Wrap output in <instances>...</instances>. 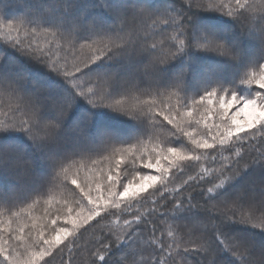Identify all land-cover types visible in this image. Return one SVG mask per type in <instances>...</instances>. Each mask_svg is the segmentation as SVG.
I'll return each mask as SVG.
<instances>
[{"label": "snow or ice", "instance_id": "6c2138e0", "mask_svg": "<svg viewBox=\"0 0 264 264\" xmlns=\"http://www.w3.org/2000/svg\"><path fill=\"white\" fill-rule=\"evenodd\" d=\"M253 7L264 8V0H260L259 5L247 0H235V3L231 0L227 3L225 0H173V6L164 4L160 7L138 0H35V7L28 9L22 17L11 21L0 19V35L5 37V43L0 45L44 66L68 85V92L54 99L31 82L26 68L16 58H9L7 72L0 70V96L10 113V118L0 123V134L23 133L48 169L43 180L35 181L33 159L0 145V174L15 181L11 190L0 189V206L12 217L19 218L20 212H13V208L49 187L64 188L71 194L74 205L64 213L65 223L72 222L73 214L78 222H73L71 230L50 228L49 232H55V236L43 230L34 234V229H28V235L23 239L14 235L15 229L5 236L0 228V264H57V261L72 264L74 257L66 261L63 251L68 244L63 248L57 245L59 237L75 232L80 235L69 241L72 245L69 252L82 254L81 264H264V241L259 244L249 242L232 233L229 227L240 224L259 228V232L264 233V28L257 34L250 27L249 10ZM199 13H219L231 18L241 35L257 40L259 58L250 61L248 68L230 85L217 81L213 86H207L201 82L199 93L189 95L185 92L187 68L174 74L166 72V66L173 61L187 56L192 49L218 54L236 63L242 59L235 46L204 30L196 33L192 21ZM261 19L264 20V16ZM21 30L25 33L23 39L20 38ZM157 36L162 38L159 45L154 40ZM150 40L153 41L151 44ZM56 53H63V56H56ZM0 54L2 63L4 55ZM93 65H100L101 70L92 71ZM142 65L149 66V70L143 71ZM249 69H258V74ZM238 82L247 86V94L237 93ZM153 94L162 98V105H167L161 108L163 120L159 126L167 128L171 125L167 128L171 137L183 133L192 139L185 128L193 127V123L186 118L195 115L193 106H196V110L204 109L203 119L208 121L211 117L213 123L207 126V138L192 139L195 149L210 150L206 151L205 158L211 156L213 163L217 162V150L221 155L229 153L219 168L213 170L214 179L219 181L215 188H201L195 195L190 192L173 208L177 215L169 217L184 221L186 227L198 228L201 234L199 249L185 247L181 251L175 245L173 252L174 245H165L162 239L158 242L159 247L154 246V241L142 243L138 239L136 220L124 219L119 233L102 225L101 221L117 214L104 202L110 201L112 208L119 209L126 203L120 198L128 193L133 181L129 184L120 181L123 191H118L115 187L117 173L109 169L105 194L100 192L99 178L94 173L89 174L91 169L87 164L78 162L91 160L94 156L103 157L109 152L129 154L133 164L139 159L144 161L145 169L155 168L159 172L158 176H140L139 181H164L169 170L180 167L181 161L198 162L200 155H183L177 147H168L159 152L153 150L148 153L153 159L145 160L143 154L137 157L131 147H124L133 141L115 143L107 138L92 151L78 150L60 155L47 151V146L55 145L61 139L63 121L77 97L92 108H105L139 123L144 134L134 141L140 144L145 137L153 135L156 126L149 123L155 104L140 103L139 97ZM173 96L178 101L175 108L170 103ZM124 98L135 102L128 103ZM230 108L233 110L229 111ZM245 109H251L250 118L244 124H238ZM173 111L175 114L171 115ZM45 113H50V117ZM166 142L172 143V140ZM119 166L117 160L116 167ZM185 170L181 168L180 174L183 175ZM248 173L258 175V184L241 187L234 195L225 191ZM82 174L83 178L78 179ZM103 176L101 173L100 178ZM34 182L37 190L28 191ZM167 187V183H162L150 193L151 196L159 193L152 201L154 205L168 207ZM195 187L199 185L194 186V190ZM182 193L183 189H180L177 195L182 196ZM126 208L128 215L136 216V212L131 211V203H126ZM245 209L248 215H244ZM0 215H3L2 211ZM154 215L155 219L150 221L153 236L158 230L156 220H163L167 213L156 215L155 208L144 213L145 218ZM120 216L123 218V213ZM58 219L56 216L52 224L55 225ZM92 221L94 223H90ZM89 228L99 235L95 240L84 241L83 233ZM148 248H151L150 252H147Z\"/></svg>", "mask_w": 264, "mask_h": 264}, {"label": "trees", "instance_id": "16d2710c", "mask_svg": "<svg viewBox=\"0 0 264 264\" xmlns=\"http://www.w3.org/2000/svg\"><path fill=\"white\" fill-rule=\"evenodd\" d=\"M138 2L147 3L153 7H160L164 4L173 6V0H138ZM225 2L227 3L228 0H225ZM231 2L235 3V0H231ZM247 2L254 5L260 4V0H247ZM33 7H35V0H0V19L8 21L14 20L15 18L18 19L22 17L28 9ZM249 14L250 27L255 33L259 34L260 29L264 28V20L261 19V17L264 16V8L253 7L249 10ZM192 25L197 34H199L201 30H204L215 35L218 39L224 40L227 44L238 48L242 59L239 63H236L225 57L217 56L218 54L192 49L187 56L181 57L166 66V72L168 74H174L184 67L187 68L188 76L185 86L186 94H198L200 87L202 86L201 82H203V85L207 86H213L217 81L222 82L226 86L230 85L233 81L238 80L242 72L248 68L250 61L259 58V45L257 40L254 37L241 35L239 27L231 18L227 16H223L219 13H199L193 19ZM169 35H171V33H169ZM24 36L25 33L21 30L20 38L23 39ZM161 39L162 38L159 36L154 38L158 45L161 42ZM152 42L153 41L150 40L149 44ZM3 43H5V37L0 35V44ZM43 43L44 42L41 41V44ZM0 52L4 55V60L0 63V70L7 72L9 67V58L14 57L26 68L31 82L45 90L46 93L54 99L68 92V85L65 84L60 77L50 73L44 66L34 64L28 61L25 57H20L13 49H5L3 45H0ZM56 56H63V53H56ZM141 69L143 71H147L149 70V66L142 65ZM99 70H101L100 65L92 66V71ZM249 71L258 72V69H249ZM246 88V85H241L238 82L237 93L247 94L248 90ZM230 98L229 94V99ZM124 99L128 103L135 102V100H128L127 98ZM161 99V97H157L154 94L139 97L140 103L147 101L155 104V107L152 109L153 118L149 121V123L150 125H154L156 127L153 128V135L151 137H145L140 144H136L134 140L144 134V129L139 123L105 108H92L84 99L77 97L75 98L71 110L68 112L63 121L61 139L55 145L47 146V151L60 155L78 150H95L106 138L115 143H128L133 141L131 145H125L124 147H131L133 152L138 157L146 151L144 149L146 144L147 147L152 144V142H162L164 145H171V143L166 142L171 139L173 143L172 146L183 147L189 155H200L201 159L198 162L181 161L180 167L169 170V175L166 180H160L144 194L135 198L124 199L123 201L126 203L132 204L131 211L136 212V216L127 214L128 209L126 208V203H122L119 209H115L111 207L110 201L109 203L104 202L109 207L110 211L116 212L117 214L109 216L107 220L101 221L102 225H107L108 228L119 233L116 227L123 223L124 219L131 220L139 217L141 225L138 222L137 224H139L141 229L142 227L144 228L145 231L143 229L142 230L146 233L148 241H154L155 247H159L158 242L161 239L165 245H173L175 237L170 236L169 238L166 234L168 231V224L170 222L175 223L174 229H177L176 225L179 224V221H174L169 218L177 215V213L173 211V208L178 204L179 199L186 198L190 192L195 195V192L200 191L201 188L204 190H207L208 188H215V185L218 184L219 181L214 179L215 172L213 170L219 168L220 162L224 160V157L229 155L227 152H224L223 155H221L219 150H217L215 153L217 162L213 163L211 156L205 158L206 151L210 150L195 149L192 139L184 136L183 133H181L179 137H171V135L160 134L164 132L166 134L167 128L171 127V125H167V121H164L167 128L159 126L163 120L161 108L167 107V105L161 104ZM170 103L174 106V108L178 106V101L175 96L171 98ZM216 106L218 107V104ZM180 110L186 111V109ZM193 110L195 115L191 118H186L192 121L193 127L185 128V131L189 132L192 138L199 137L205 139L207 138L205 136L207 126H210L213 123V120L211 117L208 121L203 119V108L196 110V106H193ZM170 114L174 115L175 111ZM45 115L46 117H50L51 114L45 113ZM9 118V109L5 105L3 97L0 96V123H3ZM196 120H199L200 123L196 124ZM168 134L170 133L168 132ZM177 140H180L181 142L176 143ZM0 145L11 147L19 153L33 159L35 181L43 180L48 175L47 167L39 159L40 154L36 151L32 142L28 140L23 133L9 132L0 134ZM99 158L100 156H94L91 160L79 161L78 163H85L87 164L88 169H90L95 164L93 162L97 161ZM145 160H149L147 156L145 157ZM136 163L138 165L137 167L144 168L141 167L143 165L141 160L137 159ZM181 168L186 169L183 175L180 174ZM247 176H249V173L239 178L230 187L226 188L225 191H227L230 195H234L236 190L242 185L243 178ZM81 177H79V179ZM189 177H196V179L190 180ZM186 181L188 182L187 184L185 183ZM162 183H167L168 185L166 195L167 200L170 201V203L166 209L161 208L159 204L154 205L152 203L154 199H157L159 193H157L156 196L150 195V193H153L156 189L160 188ZM197 184L199 187H195L194 190V186ZM14 185L15 181L10 176L0 174V189L6 188L11 190ZM180 189H183L182 196L177 195ZM27 190L30 192L36 191L37 184L35 182L31 183ZM65 191L66 190L64 188L49 187L45 189L43 193L32 196L26 203L20 204L12 209L13 212H20L19 218L12 217L10 213L0 206V211L3 212V215H0V221H3V223H0V228L3 229L4 235L7 236L9 231L15 229L16 231L14 232V235H19L23 239L26 237L25 233H28V229H34V234L35 232L43 230L46 234L53 236L54 232L50 233V228H61L63 224H65L64 227H69L70 224H66L65 221L63 224H61V221H57V223L53 225V219L44 216L47 208L63 202L62 196ZM173 196H177V199H173ZM145 198H147L146 203ZM137 201H139V203H137ZM152 208L156 209V215H159L160 212L167 213V216L163 220H156L158 230L155 232L154 236L152 234V224L150 221L155 219V215L147 218L144 217V213ZM137 209H139L138 212ZM244 211H247V209ZM120 213H123V218H121ZM90 223H94V221ZM45 224L48 225L47 228L44 227ZM83 227L88 226L84 225ZM229 227L232 233H238L237 235L241 233V236H244L245 238L247 237L249 242L257 243V241H264V233L259 232V228H249L240 224L230 225ZM22 228L24 231H21ZM79 235L80 232L71 233L65 240L63 239L57 245V247L63 248L65 244H68V248H63V251L65 253L66 261L70 257H74L72 264H81L82 254L69 252V248L72 247V245L69 244V241ZM98 235V233L94 234V230L92 228H89L87 232L83 233V240L92 241L97 239ZM97 260H99L98 257ZM57 264H59L58 261Z\"/></svg>", "mask_w": 264, "mask_h": 264}, {"label": "rangeland", "instance_id": "374dc122", "mask_svg": "<svg viewBox=\"0 0 264 264\" xmlns=\"http://www.w3.org/2000/svg\"><path fill=\"white\" fill-rule=\"evenodd\" d=\"M257 74H258V72H257ZM232 110L233 109H231V108L229 109V111H232ZM250 112H251V109H245L244 113H242L241 117L237 120V123L238 124H244L245 121L250 118ZM160 134L170 135V134H168V131L166 132V134H165V132L160 133ZM192 139L202 140V138H199V137H195V138L193 137ZM172 145H173V143H171V145H164L162 142H152V144H150L148 147H147V144L145 145L144 149L146 151L142 154L144 155V157L147 156L148 159H153V157L149 156L148 153L153 152V150L155 152H159L162 148L167 149L168 147H174ZM177 148L180 150V152L183 155H189V153L183 147L178 146ZM117 160L120 161L119 168L116 167V161ZM143 162L141 161L142 164H143ZM94 163L95 164L93 165V167L90 168L91 173H89V174L94 173L99 178L100 192H105L104 186L108 183L107 175L109 174V169H113L117 173L118 180H117V184L115 185V187L118 191H123V186L120 183V181H123V184H129L130 181H133L132 183L129 184L128 193L124 197H121L120 198L121 200L128 199V198H135L141 194H144L147 190H149L150 188L155 186L160 181V180L143 181V182L139 181V179H137V178L140 176H150V175L158 176L159 172L155 168L145 169V168L137 167L138 165H137L136 161L133 164L132 160L129 158V154L109 152V153L105 154L103 157H100ZM141 167H143V165ZM101 173H104L103 178H100ZM81 176L82 177L80 179L83 178V174ZM258 179L259 178H258L257 174L249 173V176L243 178L242 185L236 191H238L241 187H245L247 185H251V184H255V183L258 184ZM142 183H143V187L141 186ZM70 187L74 188L75 185H70ZM92 187H93V189H95V184H93ZM65 190L66 191L62 196L63 202L58 203L53 207L47 208L46 213L44 215L45 217H48L50 219H56V216H59V219L57 221H61V224H63L65 219H66L64 213H66L68 211V208H71L74 206L71 203V194L67 192V189H65ZM134 193H135V195H133ZM94 194H98V193H94ZM105 194H106V192H105ZM105 202L109 203V201H105ZM65 205H67V206L65 207ZM244 215H248V211H244ZM39 219H41V218H39ZM131 220H136L141 225V222L139 221V219H131ZM73 222H77L74 214L72 216V222L67 223V224H70V226L67 227V228H70V230L73 228ZM139 224H136V226L139 229L138 239L141 240V242L143 243L145 241H148V237H147L146 233L144 232L145 231L144 228L142 227V229L144 230L143 231L139 227ZM174 224L175 223L170 222L168 224V231L166 232L167 237H169V238H170V236L175 237V239L173 241L174 242L173 243L174 249H172L173 252L176 251L175 245H178L181 251H183L185 247H187L189 249H199L200 248V245H201L200 235L201 234H200V231L198 230V228L196 226H187L186 227L184 224V221H182V222L179 221V224L176 225L177 229H174ZM64 225L65 224H63L61 226V228L64 227ZM122 226H123V223L119 224L116 227L119 232L122 231ZM57 229H59V228H57ZM70 234L71 233H65L63 236L59 237L58 238L59 243L63 239L65 240ZM236 234H238V233H236ZM27 235H28V233H25V236H27ZM239 235L241 236V233ZM53 236H55V232H54ZM259 243H260L259 241H257V243L255 242V244H259ZM150 251H151V249H147V252H150ZM177 259H179V258H177Z\"/></svg>", "mask_w": 264, "mask_h": 264}]
</instances>
